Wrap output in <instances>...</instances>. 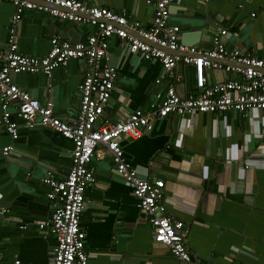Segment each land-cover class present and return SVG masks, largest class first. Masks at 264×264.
Here are the masks:
<instances>
[{
  "label": "crops",
  "instance_id": "1",
  "mask_svg": "<svg viewBox=\"0 0 264 264\" xmlns=\"http://www.w3.org/2000/svg\"><path fill=\"white\" fill-rule=\"evenodd\" d=\"M80 1L122 13L145 27L153 17V5L146 0ZM13 13L10 1L0 2V49L6 46ZM168 21L179 26V40L187 45L210 49L213 33L226 27L228 49L264 58V0H176ZM93 31L85 23L26 10L16 25V42L20 52L42 56L53 34L76 42ZM107 55L117 76L100 121L117 120L136 108L147 110L167 85L160 62L129 53L115 35L108 38ZM82 68V60L70 59L50 77L38 71L16 73L12 79L40 102L51 100L55 114L72 121ZM186 73L185 64L172 70L178 77L175 90L183 96L194 91L191 65L189 89ZM204 73L209 84L232 76L208 67ZM14 109L10 105L17 138L11 139L0 124V264L16 259L19 264H51L55 238L38 226L51 213L49 187L41 177L67 173L72 144L38 122L27 127ZM251 116L230 109L169 115L138 137L120 138L126 160L139 174L163 179L166 212L184 222L194 264H264V110ZM6 145L12 148L5 155ZM90 164L95 181L87 186L79 213L88 264H176L167 246L153 242L148 216L135 206L131 188L110 156H93Z\"/></svg>",
  "mask_w": 264,
  "mask_h": 264
},
{
  "label": "built area",
  "instance_id": "2",
  "mask_svg": "<svg viewBox=\"0 0 264 264\" xmlns=\"http://www.w3.org/2000/svg\"><path fill=\"white\" fill-rule=\"evenodd\" d=\"M2 1H10L14 13L8 25L6 46L0 49V124L11 139L17 138L18 125L10 119V105H13L27 127L38 122L56 130L72 144L67 173L61 178L50 172L41 177L49 187L46 196L51 201V213L38 226L47 229L55 238L51 264H88L79 213L84 205L85 190L95 181L91 159L93 156L101 158L104 153L110 156L117 173L130 186L135 206L148 216L153 242L167 246L176 264H194L185 238L184 222L166 212L163 179L139 174L126 160L120 138L138 137L143 130H151L155 120L169 115L191 117L199 112L230 109L252 117L254 110H264V58L239 49H228L224 41L228 34L226 27H219L213 33L210 49L181 42L179 26L168 21L170 7L176 0H146L154 9L147 27L122 13L80 0ZM34 9L88 24L94 31L76 42L53 34L45 55L22 53L16 42V25L26 10ZM113 35L126 43L129 53H136L148 61L158 60L168 79L165 90L156 93V100L147 110L136 108L125 117L107 122L100 120L115 89L117 76V69L108 62L107 55L108 38ZM70 59L82 60L83 74L77 86L76 116L72 121H66L55 114L51 100L40 102L16 84L12 76L40 71L50 77L54 69ZM179 63L193 67L194 91L185 96L179 95L174 87L178 77L172 70ZM205 67L222 69L231 72L232 76L209 84ZM11 148V145L2 147V153L8 154ZM250 165L247 161L246 166ZM13 264H19V261L14 260Z\"/></svg>",
  "mask_w": 264,
  "mask_h": 264
},
{
  "label": "water",
  "instance_id": "3",
  "mask_svg": "<svg viewBox=\"0 0 264 264\" xmlns=\"http://www.w3.org/2000/svg\"><path fill=\"white\" fill-rule=\"evenodd\" d=\"M185 68H186V71H187V73H186V75H187L186 76V85H187V89H189L190 88V85H191L190 74H189L190 65L189 64H186L185 65ZM154 243L160 244L159 242H154Z\"/></svg>",
  "mask_w": 264,
  "mask_h": 264
}]
</instances>
